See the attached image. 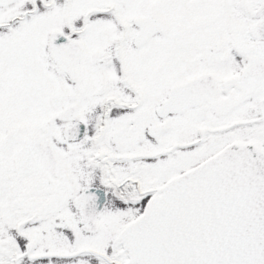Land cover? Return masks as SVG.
<instances>
[{
  "label": "snow or ice",
  "instance_id": "1",
  "mask_svg": "<svg viewBox=\"0 0 264 264\" xmlns=\"http://www.w3.org/2000/svg\"><path fill=\"white\" fill-rule=\"evenodd\" d=\"M0 264H264V0H0Z\"/></svg>",
  "mask_w": 264,
  "mask_h": 264
}]
</instances>
